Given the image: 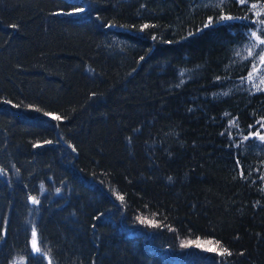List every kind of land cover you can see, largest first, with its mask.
<instances>
[{"label":"trees","instance_id":"1","mask_svg":"<svg viewBox=\"0 0 264 264\" xmlns=\"http://www.w3.org/2000/svg\"><path fill=\"white\" fill-rule=\"evenodd\" d=\"M261 41L264 0H0V264H264Z\"/></svg>","mask_w":264,"mask_h":264},{"label":"snow or ice","instance_id":"2","mask_svg":"<svg viewBox=\"0 0 264 264\" xmlns=\"http://www.w3.org/2000/svg\"><path fill=\"white\" fill-rule=\"evenodd\" d=\"M83 9H78L77 11H82ZM224 19H232L231 16H225ZM209 23H211V21H209ZM145 27H147V25H145ZM261 43H264V41H261ZM262 60H264V56L261 57ZM55 119H60V117H55ZM261 140H264V136L260 137ZM121 199H123V197H121ZM33 203H38V201H36L35 199H33ZM32 244H33V248L36 251H40V247H39V243H38V239H37V233L36 231L33 229L32 231ZM208 251H213L215 249L213 248H209L207 249ZM225 253H227V255H231V252H229L227 249H224L222 252H220V255H224ZM49 264H51V260L49 261Z\"/></svg>","mask_w":264,"mask_h":264},{"label":"rangeland","instance_id":"3","mask_svg":"<svg viewBox=\"0 0 264 264\" xmlns=\"http://www.w3.org/2000/svg\"><path fill=\"white\" fill-rule=\"evenodd\" d=\"M261 136H264V134H261L260 137H261ZM31 202H33V200H32Z\"/></svg>","mask_w":264,"mask_h":264},{"label":"water","instance_id":"4","mask_svg":"<svg viewBox=\"0 0 264 264\" xmlns=\"http://www.w3.org/2000/svg\"><path fill=\"white\" fill-rule=\"evenodd\" d=\"M36 251V250H35ZM36 252H38V251H36Z\"/></svg>","mask_w":264,"mask_h":264}]
</instances>
